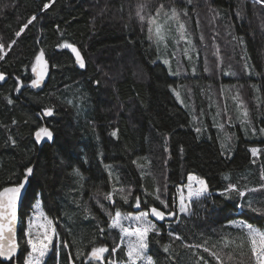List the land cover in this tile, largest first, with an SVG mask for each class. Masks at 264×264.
Returning a JSON list of instances; mask_svg holds the SVG:
<instances>
[{
	"label": "trees",
	"instance_id": "16d2710c",
	"mask_svg": "<svg viewBox=\"0 0 264 264\" xmlns=\"http://www.w3.org/2000/svg\"><path fill=\"white\" fill-rule=\"evenodd\" d=\"M45 2L0 0V43L6 46L0 60L5 75L0 81V189L20 182L26 168L34 170L19 209L20 250L12 264H24V220L36 200L59 235L60 264H67L68 256L85 264L86 256L75 259L78 251L119 244L120 232L108 227L116 210L157 207L177 213L178 187L189 174L205 180L208 192L191 201L189 214L156 222L159 234L149 233L147 249L155 264H197L201 257L217 264L195 245L216 252L225 264H254L244 231L232 221L264 230V214L248 207L251 199L254 207L264 208V190L248 192L264 184V133L259 131L264 128V5L150 0L146 15L165 6L158 23L168 20L164 12L170 16L172 8L179 17L168 20L165 44L159 47L147 22L142 25L135 16L139 0H55L41 12ZM34 14L37 20L16 37ZM63 42L77 47L84 68L68 49L57 47ZM41 49L49 61L48 82L38 92L27 87L15 94L17 80L31 81ZM179 90L184 104L174 95ZM46 108L53 109L52 116L42 114ZM41 126L53 132V139L39 145L34 134ZM253 147L262 150L257 157L249 151ZM229 184L244 190L245 197L227 193ZM113 188L111 200L95 195ZM129 192L125 202L122 196ZM241 238L242 248L237 247ZM164 245L170 246L168 253ZM104 255L127 264L123 245L115 255ZM45 262L57 264L55 247Z\"/></svg>",
	"mask_w": 264,
	"mask_h": 264
},
{
	"label": "snow or ice",
	"instance_id": "6c2138e0",
	"mask_svg": "<svg viewBox=\"0 0 264 264\" xmlns=\"http://www.w3.org/2000/svg\"><path fill=\"white\" fill-rule=\"evenodd\" d=\"M55 0H48L43 4V8L40 9L41 12L48 10L52 4H54ZM150 0H139L136 5V18L143 25L146 21L148 24V31L150 34V38L155 36L157 43L163 42L165 39L164 30L165 25L168 23V20H177L179 19L177 10L175 8L171 9V15H168V12H164V15L168 17V20H165L163 24L158 23V17L162 11H164L165 6L161 4L155 10V15H146L145 11L149 7ZM257 4L264 5V0H256ZM37 20V15H32L25 24L20 27V30L15 33L16 37H20L22 33L33 23V21ZM184 24L179 25L180 38H184ZM16 43L13 40L7 47L10 49L12 45ZM5 45L0 43V60L5 59ZM58 48L61 49H69L72 54L75 55V63L80 67H85V60L82 57L80 51L77 47L71 43L63 42L57 45ZM45 51L41 49L35 55V63L32 64V73L34 74V79L30 81V87L38 88L41 83L44 81L45 76L48 73L49 61L45 59ZM165 64H168V60H164ZM55 66V65H53ZM5 80V75L0 73V81ZM22 85L19 80H17L16 91H20ZM177 100H180L179 92L175 93ZM238 99V97H237ZM7 102L12 104L13 101L10 98H7ZM71 103V101H68ZM44 116H52L53 109L46 108L43 110ZM247 111L244 112V116L247 117ZM15 123V121H13ZM200 130L197 129V132ZM261 133H264V128L259 130ZM35 140L37 143H40L42 139L47 138L48 140L53 139V132L50 131L47 127H39L35 132ZM112 135L115 136L116 132L113 131ZM12 138L9 137V140ZM14 144L15 141L13 140ZM252 157H257L262 151L259 148L253 147L249 149ZM255 160H253V163ZM110 166H106L108 168ZM33 168L28 167L25 169L24 179L14 186L4 187L0 190V258L6 259L9 264H12L13 259L16 256L17 250L20 247L17 241V230H16V220H17V202L22 199L24 193L22 190L26 187V182L28 181L29 176L33 173ZM73 174L76 176H80L81 173L78 169H73ZM111 172H109V176L111 177ZM224 179H228L227 176ZM188 183L185 187L188 189V199H196L198 200L200 197L204 196L208 192V185L205 180L189 174L187 177ZM261 180H264V170L261 172ZM198 185L197 187H193V184ZM259 190H264V184L259 186V189H248L249 193L257 192ZM117 190L113 188L112 192L108 193H100L99 190L95 195H104V198L107 200H111L113 198V193ZM160 189H156V192L159 193ZM225 191L229 194L234 193L237 197L244 198L245 191L240 190L237 185L229 184ZM120 193L124 192V189H119ZM131 195L129 192L127 195H123L122 199L127 202L128 196ZM224 195V193H221ZM154 199L158 200L160 205H163L164 208H168V204L164 199L160 197V195H155ZM254 201L248 200V207L251 211L255 213L264 214V208H257L253 206ZM141 200L139 197L136 198V206L140 207ZM101 209L107 213V210L101 204ZM39 203L36 204V208L39 209ZM189 205L185 204V200L183 195L180 198V206L179 211L184 214H189ZM149 212L153 217L158 220H164L165 216H174L175 213L172 211H168L165 213L164 211L159 210L157 207H150L147 211L140 212L139 215L136 216H125V219H132L137 223V227L132 230L125 228L121 225V213L116 212L115 217L112 218V223L108 225L109 229L118 228L120 231V243H126L127 252L126 255L128 257L127 264H137V261H144L145 264H155L153 257L147 255V249L149 248V233L155 232L157 235L159 234V229L157 225L153 223L150 219H148ZM108 215L111 214L107 213ZM38 216L41 220L40 223H37L36 220L30 219L28 222V227L24 231V236L27 238V249H26V257L24 260V264H46L45 257L48 256L49 252L55 247L56 255H57V264H60L59 256H60V248H59V235L56 231V228L53 225V221L49 219L42 211H38ZM233 227L241 228L244 231V236L246 237L247 245L250 248L251 257L254 260V264H264V231L259 228L254 227L251 223H247L245 221L233 222ZM39 229L35 233H33V229ZM101 233L104 232V229L100 230ZM168 235L170 237H174V239H181L180 236H174L173 232H169ZM135 237L134 241H125V237ZM56 238V245H53V238ZM95 245V242H93ZM207 244V240L205 241V245ZM245 240L241 238V243L237 245V247H244ZM185 247H193L192 245H184ZM227 246V245H225ZM64 248L70 247L67 243L63 245ZM120 247V244H116L115 247H112L109 250L107 246H93L91 251L85 254L82 251H78L75 257L76 260L80 259L81 256H86L85 264H94V262H99V264H117L115 260H110L108 257H105V253H109V256H113L116 254L117 249ZM169 245H164L163 250L165 252L169 251ZM195 247H203L205 252H209L210 255L217 261V264H225L224 260L221 259L220 255L216 252L210 251V249L204 245H195ZM228 260H232L233 257L231 253L227 256ZM208 264L207 260H204L201 257L200 261L197 264ZM67 264H75V260L72 256L67 257Z\"/></svg>",
	"mask_w": 264,
	"mask_h": 264
},
{
	"label": "rangeland",
	"instance_id": "374dc122",
	"mask_svg": "<svg viewBox=\"0 0 264 264\" xmlns=\"http://www.w3.org/2000/svg\"><path fill=\"white\" fill-rule=\"evenodd\" d=\"M161 23V22H160ZM165 36V35H164ZM157 42V41H156ZM165 44V40L163 41V42H160L158 45H159V47H163V45ZM177 92V91H176ZM175 93V92H174ZM179 94H180V100H178L181 104H184L183 103V101H182V95H181V92H180V90H179ZM175 95V94H174ZM176 96V95H175ZM177 99V98H176ZM192 175H194V174H192ZM194 176H196V175H194ZM188 177V176H187ZM198 177V176H197ZM187 183H188V180H186V182H185V184H183V185H181V186H179L178 187V199H177V213H176V218H178V216L180 215V214H184V213H181L180 211H179V206H180V198H181V195H183V197H184V200H185V204L186 205H189L190 206V203H191V201L193 200H189L188 199V189L185 187V185H187ZM198 185H196L195 183L193 184V187L195 188V187H197ZM37 203H39V209H37L36 208V204ZM189 210H190V207H189ZM38 211H42L44 214H45V212H44V210H43V208H42V205H41V201L38 199V200H36V202L33 204V206H32V208H31V211H30V213H29V215L25 218V220H24V226H23V229H24V231L27 229V227H28V222H29V220L30 219H35L36 220V222L37 223H40L41 222V220H40V218H39V216H38ZM142 211H147V210H137V211H135V212H122V211H119V210H116L115 211V213H114V216H113V218L115 217V214H116V212H120L121 213V220H120V223H121V225L123 226V227H125V228H128L129 230H132V229H134L135 227H137V223L135 222V221H133L132 219H125L124 217L125 216H136V215H139L140 214V212H142ZM46 215V214H45ZM49 218V217H48ZM50 219V218H49ZM148 219H150L153 223H155L156 224V221L150 216V214H149V216H148ZM239 221H242V220H235V221H232V223L233 222H239ZM110 223H112V219H111V222ZM257 228V227H256ZM115 229H117L118 231H119V229L118 228H115ZM260 229V228H259ZM39 229H37V228H34L33 229V233H35L36 231H38ZM260 230H262V231H264L263 229H260ZM120 232V231H119ZM27 239V238H26ZM56 238L54 237L53 238V241L55 240ZM135 240V237L133 236V237H125V241H134ZM119 244L120 245H123L124 247H125V249H126V252H127V245H126V243H120V240H119ZM147 255H149L148 254V252H147ZM137 264H145V262L144 261H137Z\"/></svg>",
	"mask_w": 264,
	"mask_h": 264
},
{
	"label": "water",
	"instance_id": "95a60500",
	"mask_svg": "<svg viewBox=\"0 0 264 264\" xmlns=\"http://www.w3.org/2000/svg\"><path fill=\"white\" fill-rule=\"evenodd\" d=\"M68 50H69V49H68ZM69 51H70V50H69ZM70 53H71V51H70ZM71 55H72L73 59L75 60V55L72 54V53H71ZM81 55H82V54H81ZM82 57H83V56H82ZM83 58H84V57H83ZM49 72H50V70H49V67H48V73H47V75L45 76L44 81L41 83L40 87H38V88H32V87L29 86V85H30V82H29V83L23 84L22 87H21V89H20V91H16V90H15V94H19V93L21 92L22 89L27 88V87H29L30 89H32L33 91H36V92L40 91L41 89H43V88L45 87L46 83L48 82V79H49ZM34 78H35V77H34V74L32 73V79H34ZM42 114H43V111H42ZM34 136H35V135H34ZM47 141H50V140H48L47 138H44V139L41 140V142L39 143V145H42L44 142H47ZM23 179H24V178H23ZM23 179H22V180H23ZM22 180H21V181H22ZM14 185H15V184H11V185H7V186H5V187H8V186H14ZM27 186H28V181L26 182V187H25V189L22 190L24 194H25V191H26ZM3 188H4V187H3ZM3 188H1L0 190H2ZM23 196H24V195H23ZM22 200H23V197H22L21 200H19V201L17 202V209H16V211H17V220H16L17 241H18V234H19V228H20L19 209H20V206H21V202H22ZM111 203H112V201H111ZM158 209L161 210V211H164V210H162V209H160V208H158ZM164 212H165V211H164ZM172 212L175 213V211H172ZM165 213H167V212H165ZM150 214H151V213H150ZM175 215H176V213H175ZM175 215H174V216H167V215H166L164 220H171V219H173V218L175 217ZM151 216H152V215H151ZM152 218H153L156 222L164 221V220H158V219H156V218L153 217V216H152ZM19 250H20V247L18 248L17 253L19 252ZM17 253H16V254H17ZM0 260H1V261H7V260L4 259V258H0Z\"/></svg>",
	"mask_w": 264,
	"mask_h": 264
},
{
	"label": "bare ground",
	"instance_id": "6f19581e",
	"mask_svg": "<svg viewBox=\"0 0 264 264\" xmlns=\"http://www.w3.org/2000/svg\"><path fill=\"white\" fill-rule=\"evenodd\" d=\"M158 194V193H157ZM160 207V206H159ZM168 253V252H167ZM173 253V252H172Z\"/></svg>",
	"mask_w": 264,
	"mask_h": 264
}]
</instances>
